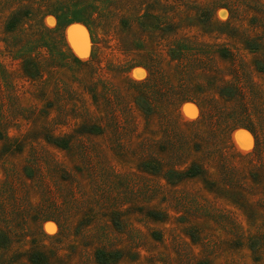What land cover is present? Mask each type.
Returning a JSON list of instances; mask_svg holds the SVG:
<instances>
[{
    "label": "rangeland",
    "instance_id": "374dc122",
    "mask_svg": "<svg viewBox=\"0 0 264 264\" xmlns=\"http://www.w3.org/2000/svg\"><path fill=\"white\" fill-rule=\"evenodd\" d=\"M0 264H264V0H0Z\"/></svg>",
    "mask_w": 264,
    "mask_h": 264
},
{
    "label": "water",
    "instance_id": "95a60500",
    "mask_svg": "<svg viewBox=\"0 0 264 264\" xmlns=\"http://www.w3.org/2000/svg\"><path fill=\"white\" fill-rule=\"evenodd\" d=\"M76 25H71L68 27V30L66 32V35L71 39L70 40V44L72 45V47L74 49H76L78 51V53H82V51L80 49H78L76 43L74 42L73 40V34H74V28H75Z\"/></svg>",
    "mask_w": 264,
    "mask_h": 264
},
{
    "label": "trees",
    "instance_id": "16d2710c",
    "mask_svg": "<svg viewBox=\"0 0 264 264\" xmlns=\"http://www.w3.org/2000/svg\"><path fill=\"white\" fill-rule=\"evenodd\" d=\"M61 38H63V36H61ZM251 47H249V49H250ZM257 49V47H252L251 48V50H256ZM76 59V58H75ZM76 60H78V59H76ZM55 145H57V146H59V147H65L66 145H65V142H60V143H57L58 141L56 140V139H54L53 141H52ZM100 255H101V252H98V256L100 257ZM101 258V257H100Z\"/></svg>",
    "mask_w": 264,
    "mask_h": 264
}]
</instances>
